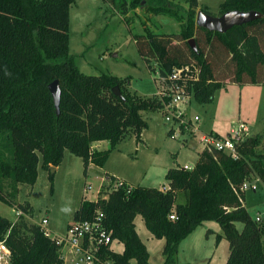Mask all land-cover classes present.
<instances>
[{"label":"trees","instance_id":"trees-1","mask_svg":"<svg viewBox=\"0 0 264 264\" xmlns=\"http://www.w3.org/2000/svg\"><path fill=\"white\" fill-rule=\"evenodd\" d=\"M76 1L0 0V200L30 216L31 204L17 200L18 185H34L39 165L48 172L52 192L50 168L61 163L65 149L82 159L86 175L90 163L104 166L127 135L142 141L148 124L143 110L162 111L156 93L140 96L131 91L130 76L80 70L77 55L69 52L70 8ZM104 1L123 16L141 6L153 16L180 23L178 32H154L145 26L133 40L148 69L160 78L174 66L197 63L200 73L191 93L198 103H211L215 91L226 83L218 77L212 55L216 49L233 67L226 79L239 85L264 83V0H223L218 14L257 10L261 17L222 33L195 25L198 0H187V8L173 0ZM201 9L211 13L206 6ZM190 38L197 50L190 46ZM53 80L61 90L59 113L48 88ZM114 86L123 98L114 94ZM102 140L109 141L107 149L93 147ZM261 140L260 134L247 136L237 146V157L202 149L191 168L167 169L166 189L139 184L129 191L112 187L117 177L106 172L108 181L95 199L83 195L73 220L91 219L99 210L112 237L123 243L122 252L102 247L101 263L151 264L134 223L140 215L152 236L165 241L163 264H183L176 261L179 245L204 221L218 223L216 244L222 238L228 241L225 264H264V231L246 209L243 189L251 176L264 183V152L257 149ZM180 193L183 202H177ZM60 239L45 235L23 214L15 221L0 215V240L10 249L9 264H65Z\"/></svg>","mask_w":264,"mask_h":264},{"label":"rangeland","instance_id":"rangeland-1","mask_svg":"<svg viewBox=\"0 0 264 264\" xmlns=\"http://www.w3.org/2000/svg\"><path fill=\"white\" fill-rule=\"evenodd\" d=\"M173 1L186 8L188 6L187 0ZM222 1L200 0V3L208 5L211 13L219 15V5ZM70 19L69 52L77 55L76 61L82 72L86 74L105 72L120 77L130 76V89L140 96H152L159 90L160 82L156 79L157 74L148 69L138 53L133 35L142 34L145 26L154 32H178L180 23L165 15L153 16L141 6L130 9L128 14L123 16L118 13L114 5L104 0H77L70 8ZM127 19L129 24L126 22ZM212 55L217 62L218 77L226 83L215 91L214 100L211 103L200 104L192 95L186 106L187 114H200V126L203 131L212 128L225 136L236 129L240 122H246L251 125L253 133L264 135V83L239 85L229 81V78L224 77H229L233 68L231 63L227 62L228 58L220 49L214 50ZM152 64L157 65L154 61ZM141 113L148 123L141 132L143 142L136 141L133 134L127 135L117 144L118 146L116 145V153L109 155L107 167L119 175L132 177L136 175L135 179L144 177L140 185L159 188L165 182L159 167L175 161L177 152L181 163L189 164L194 161L198 155L196 148L202 147L199 141L200 134L197 137L190 135L188 142H184L168 134V126L162 112L143 110ZM257 149L264 151L262 140ZM74 169L75 165L71 173L63 169L54 172L52 192L50 184L45 183L47 177L40 175L33 195L29 198L34 206V212L31 215L33 219L38 222L43 217H47L48 227L53 224L57 233L59 231L61 235L66 233L65 225L73 207L79 205L83 188H87L88 197L93 199L98 195L97 187L101 185L100 171L92 170L87 177L81 179V171L77 172ZM107 181L105 177L103 184ZM249 181L247 207L250 208L251 213H256V210L263 209V205L258 203L259 191L255 186V189L253 188L254 179ZM139 182L140 180L136 183ZM25 188L27 189L25 186L21 190L22 197H25ZM184 199V194L180 193L177 202H183ZM0 215L14 218L15 214L11 211L10 205L0 200ZM27 220L30 221L28 217ZM136 226L139 236L147 245L150 263L163 264L164 239L150 237L151 233L146 229L140 216L136 219ZM217 226L220 228L219 225ZM198 230L179 245L176 261L183 264H204L212 255L211 264H224L228 256V241H225L226 245L221 244L215 247V239L206 238L205 233L197 238ZM121 245V243H115L114 248L119 250ZM61 252L65 256V264H75L69 248ZM132 263L135 264L134 261Z\"/></svg>","mask_w":264,"mask_h":264},{"label":"built area","instance_id":"built-area-1","mask_svg":"<svg viewBox=\"0 0 264 264\" xmlns=\"http://www.w3.org/2000/svg\"><path fill=\"white\" fill-rule=\"evenodd\" d=\"M200 68L197 63L189 62L180 66H174L165 78H157L160 82V88L156 92L157 96L162 100V114L165 123L168 126L169 134L174 138L185 139L200 133L201 117L198 114L188 115L187 105L192 96L191 89L195 80L199 78ZM247 137V129L241 125L227 136H218L212 133H202L199 141L202 149L209 151L217 150L237 157V146ZM192 166L185 165V168ZM112 187H126L131 190L133 186L123 179L116 178L111 182ZM249 187L248 181L243 185L246 190ZM254 187V185H253ZM100 189V188H99ZM87 192V188L84 189ZM98 193V191H97ZM12 211L19 216L24 212L13 207ZM172 217L174 215H171ZM253 219L259 224L264 231V214L256 213ZM47 218H42L39 225L43 233L51 236L46 228ZM63 241L61 251L66 249L72 255L75 264H109L101 263L100 250L104 246L112 249V244L116 241L112 237V230L108 229L102 219V213L98 210L91 219L73 220L67 228L66 234L60 236ZM65 249V250H64ZM113 250V249H112ZM10 249L4 240H0V264H9Z\"/></svg>","mask_w":264,"mask_h":264},{"label":"crops","instance_id":"crops-1","mask_svg":"<svg viewBox=\"0 0 264 264\" xmlns=\"http://www.w3.org/2000/svg\"><path fill=\"white\" fill-rule=\"evenodd\" d=\"M198 9L197 10H199V9H201L202 7H204V6H206L207 8H208V10H210L209 9V7H208V5H202L201 3H200V0H198ZM188 7V6H187ZM155 72V71H154ZM160 112V111H159ZM196 114H198V113H196ZM198 115H200V114H198ZM201 117V116H200ZM201 125V124H200ZM241 125H244L245 127H246V129H247V136H251V135H254L255 133H253L252 131H251V125H249V124H247L246 122L244 123V122H240L239 123V125H238V127L236 128V129H238ZM236 129H233V130H231V132H229V133H227L228 135L229 134H231L234 130H236ZM200 133H198V134H196L195 136L197 137L199 134H202V133H212V134H215V135H218V136H222V135H220V133H218V131H216V130H214V129H212V128H210V129H207V130H202L201 129V126H200ZM261 136H262V143H264V135L263 134H260ZM225 136H227V135H225ZM191 137V136H190ZM188 137L187 138H185V139H183V141L184 142H188ZM121 142V141H120ZM141 142H143V140L141 141ZM119 144V143H118ZM109 145H110V143H109V141H107V140H102V141H96V142H94L93 143V147H95V148H97V149H107L108 147H109ZM141 145V144H140ZM139 145V146H140ZM118 146V145H117ZM117 146L115 147V149H113L111 152H110V155L111 154H114V153H116V149H117ZM138 146V149L140 148ZM193 148H196V146H193ZM201 149H202V147L200 148V149H197L196 148V152L198 153V155H197V157L195 158V160L194 161H192V162H190L189 164H187L186 162H184V163H181L180 161H179V159H178V155H179V153L177 152V154H176V159H174L175 161H173V162H171V163H169L168 165H163L162 167H159V170H160V174H162V176H165V173H166V171H167V169L168 168H170V167H179V166H182V167H185V165H188V166H194V164L196 163V161H197V159H198V156H199V153L201 152ZM264 152V151H263ZM74 165H75V169L74 170H76L77 172H78V170L79 171H81V179H84V177H87L89 174H90V172L93 170V171H100L99 173H100V177H101V179H100V184L102 185L103 184V182L105 181V176H104V174L107 172V173H109V174H111V175H113V176H116L117 178H120V179H123L124 181H126V182H128L129 184H131V185H137V184H141V182H142V180H143V178H140V179H135V176L134 177H132L131 175H119L117 172H113V171H111V169H110V167L108 168L107 167V160H106V162H105V164H104V166H102V167H99V166H96L95 164H93V163H90L89 165H88V168H87V174L86 175H84L83 174V163H82V159L80 158V157H78V156H76V155H74V154H72L68 149H65V151H64V156H63V159H62V161H61V163L58 165V166H56L55 167V172H57V171H60L61 169H63V171H65V172H67V173H71L72 172V169L74 168ZM63 167V168H62ZM97 171V172H98ZM42 173V174H41ZM140 174H142V173H140ZM140 174H138V175H140ZM40 175L41 176H45V177H47V179H46V181H45V183L48 185V183L50 184V182H49V179H48V172L45 170V169H43V168H41V166L39 165V167H38V176H37V179L40 177ZM98 175V174H97ZM96 175V176H97ZM145 175H147L146 173H145ZM146 178V177H145ZM37 179H36V182H37ZM250 179H254V183H253V185L258 189V191H259V194H258V203H261L262 205H263V209H259V210H256L255 212L256 213H263L264 214V183L258 178V177H256V176H251L247 181L248 182H250L249 180ZM140 180V182L139 183H136L137 181H139ZM145 180V179H144ZM36 182L34 183V185H27V184H19L18 185V187H19V192H18V196H17V200L19 201V202H23V201H28L30 204H31V206H32V208H33V212H34V206H33V204H32V202L30 201V197H31V195H33V191H34V189H35V185H36ZM101 185H100V187H101ZM27 187V189H26V193H25V197H22L21 196V190L24 188V187ZM99 186L97 187V190H99V188H100ZM168 187V183H167V181L165 180V182H163V185L161 186V187H159V188H167ZM255 187H253L254 189H255ZM84 189L85 188H83V190H82V194L80 195V201H79V205L77 206V205H75V207H73V212L71 211L70 212V216H69V218H68V221H67V223H66V229H65V231H67V226H68V224H71L72 223V221H73V215H74V212H75V210L80 206V203H81V200H82V197H83V195H86L87 196V198L88 199H90L89 197H88V195H87V192H85L84 191ZM256 191V190H255ZM247 197H248V194H247V189L245 190V198H244V205H245V207H246V209L249 211V213L251 214V216L253 217L254 216V214H256V213H251V211H250V208H248L247 207V202H246V199H247ZM93 199H95V198H93ZM76 206H77V208H76ZM12 209H13V207H11V211H12ZM15 214V213H14ZM16 215V214H15ZM15 215H14V218H9V219H11L12 221H15L17 218H18V216L16 215V217H15ZM24 215L26 216V218L28 217V219L30 220V222H35V223H37V224H39L40 223V221H35L34 219H33V217L32 216H30V215H28V214H25L24 213ZM138 216H140V215H137L136 217H135V219H134V223H135V227H137L136 226V219L138 218ZM141 217V216H140ZM8 218V217H7ZM44 218V217H43ZM45 218H47V217H45ZM142 218V217H141ZM48 219V218H47ZM48 224V223H47ZM207 225V226H206ZM218 223L217 224H215L213 221H204L201 225H199L194 231H192L189 235H191L192 233H194L197 229H199L198 230V232H197V238H199L201 235H203L204 233H205V236H206V238H208V239H215V237H216V234L217 233H220L221 232V230H220V228H218ZM206 226V227H205ZM237 226L239 227V228H241V224L240 223H237ZM46 228L49 230V232H50V234H51V236H64L66 233H64L63 235H61V234H59V231H58V233H57V231L55 230V228H54V225L52 224V225H49V227H48V225L46 226ZM137 230V229H136ZM207 230H209V232H207ZM138 232V231H137ZM188 235V236H189ZM152 236V234L150 235V237ZM187 236V237H188ZM187 237L185 238V239H187ZM142 239V238H141ZM185 239H183L182 241H181V243L182 242H184L185 241ZM142 241L145 243V241L142 239ZM225 241H227L226 239H224V238H222L220 241H219V243L218 244H216L215 243V247H217V246H220L221 244H223V245H226L225 244ZM115 243H121L122 245H121V248H119V250H117V249H115L114 248V244ZM181 243H180V245H181ZM146 244V243H145ZM147 246V245H146ZM229 247V246H228ZM112 249L114 250V251H117V252H122L123 251V249H124V245H123V243L121 242V241H119V240H117L116 239V241L112 244ZM148 249V248H147ZM65 250V249H64ZM66 251V250H65ZM64 251V252H65ZM228 253H229V248H228ZM228 255V254H227ZM64 256V255H63ZM227 258V257H226ZM64 259H65V256H64ZM211 261H212V255L210 256V257H208L207 258V260H206V262H204V264H211ZM225 261H226V259H225ZM225 261H224V264H225Z\"/></svg>","mask_w":264,"mask_h":264},{"label":"water","instance_id":"water-1","mask_svg":"<svg viewBox=\"0 0 264 264\" xmlns=\"http://www.w3.org/2000/svg\"><path fill=\"white\" fill-rule=\"evenodd\" d=\"M261 17V13L257 10H248V11H242V10H228L226 12H223L222 14L215 15L208 13L202 9L197 10L196 17H195V25L207 28L211 31H217V32H225L231 27L235 25H241L244 23H248L252 20H255L257 18ZM190 46L193 50H197L196 44L193 38H190L188 40ZM48 88L52 94L54 105L56 112L59 113V103H60V87L58 80H53L49 83ZM114 94L118 95L119 97L123 98L118 86L113 87ZM51 172H55V167L52 166Z\"/></svg>","mask_w":264,"mask_h":264}]
</instances>
